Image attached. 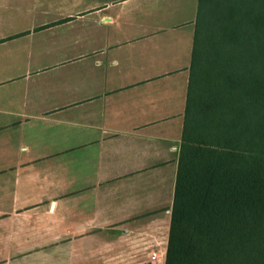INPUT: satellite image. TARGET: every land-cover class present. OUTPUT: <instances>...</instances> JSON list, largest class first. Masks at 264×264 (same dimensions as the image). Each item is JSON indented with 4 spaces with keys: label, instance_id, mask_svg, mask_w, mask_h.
Instances as JSON below:
<instances>
[{
    "label": "crops",
    "instance_id": "0c3cea01",
    "mask_svg": "<svg viewBox=\"0 0 264 264\" xmlns=\"http://www.w3.org/2000/svg\"><path fill=\"white\" fill-rule=\"evenodd\" d=\"M199 7L0 0V264H166Z\"/></svg>",
    "mask_w": 264,
    "mask_h": 264
},
{
    "label": "trees",
    "instance_id": "16d2710c",
    "mask_svg": "<svg viewBox=\"0 0 264 264\" xmlns=\"http://www.w3.org/2000/svg\"><path fill=\"white\" fill-rule=\"evenodd\" d=\"M166 264H264V0H200Z\"/></svg>",
    "mask_w": 264,
    "mask_h": 264
},
{
    "label": "built area",
    "instance_id": "2783aa9c",
    "mask_svg": "<svg viewBox=\"0 0 264 264\" xmlns=\"http://www.w3.org/2000/svg\"><path fill=\"white\" fill-rule=\"evenodd\" d=\"M156 257H157V253H154L153 258L156 259Z\"/></svg>",
    "mask_w": 264,
    "mask_h": 264
}]
</instances>
